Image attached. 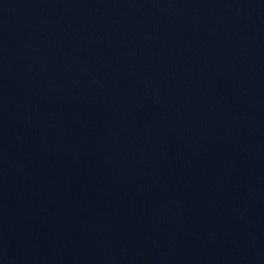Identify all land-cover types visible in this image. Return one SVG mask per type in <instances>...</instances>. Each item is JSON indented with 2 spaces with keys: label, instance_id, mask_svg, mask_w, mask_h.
I'll use <instances>...</instances> for the list:
<instances>
[{
  "label": "water",
  "instance_id": "95a60500",
  "mask_svg": "<svg viewBox=\"0 0 264 264\" xmlns=\"http://www.w3.org/2000/svg\"><path fill=\"white\" fill-rule=\"evenodd\" d=\"M0 264H264V0H0Z\"/></svg>",
  "mask_w": 264,
  "mask_h": 264
}]
</instances>
